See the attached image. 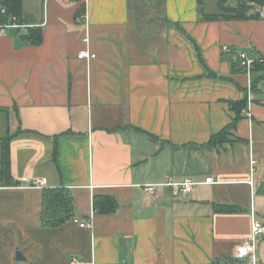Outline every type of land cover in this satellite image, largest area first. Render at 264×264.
I'll use <instances>...</instances> for the list:
<instances>
[{
    "label": "crops",
    "instance_id": "1",
    "mask_svg": "<svg viewBox=\"0 0 264 264\" xmlns=\"http://www.w3.org/2000/svg\"><path fill=\"white\" fill-rule=\"evenodd\" d=\"M237 4L24 0L25 28L0 35V264H253L234 253L253 217L264 224V70L250 78L238 54L264 59V6L257 19L222 10ZM243 100L230 141L211 146ZM185 179L198 183L187 196L144 190ZM44 189L68 190L74 219L92 226L42 227Z\"/></svg>",
    "mask_w": 264,
    "mask_h": 264
},
{
    "label": "trees",
    "instance_id": "2",
    "mask_svg": "<svg viewBox=\"0 0 264 264\" xmlns=\"http://www.w3.org/2000/svg\"><path fill=\"white\" fill-rule=\"evenodd\" d=\"M24 0H0V26L17 24L24 25ZM258 7L264 6V0H238V4L234 8L222 7V10L232 13V18L237 19H257L260 13L250 14L249 12ZM220 18H229L227 15H204L207 21H215ZM32 44L39 45L42 42V30L29 28L27 36ZM198 49V48H197ZM198 59L203 62L201 54L198 52ZM239 60V59H238ZM240 69L245 70L240 66ZM264 70V64L257 63L252 73ZM246 73V72H245ZM256 86V80H253L252 89ZM232 106L237 112L236 118L232 123L224 128L221 132L212 135L209 144L216 146L230 141L229 136L231 130L236 128L238 121L242 118L241 111L246 106V100L233 102ZM11 159H10V138L7 137L2 142V174L7 182H11ZM95 207L97 201L94 202ZM218 212H231L232 209L226 206H217ZM69 220H74L73 197L68 190L65 189H44L43 193V209L41 216V225L44 228H57L65 224Z\"/></svg>",
    "mask_w": 264,
    "mask_h": 264
},
{
    "label": "built area",
    "instance_id": "3",
    "mask_svg": "<svg viewBox=\"0 0 264 264\" xmlns=\"http://www.w3.org/2000/svg\"><path fill=\"white\" fill-rule=\"evenodd\" d=\"M78 22L84 23V34L82 36V42L84 44V49L80 52V57L84 58L88 61L93 60L96 58V55L93 54L90 50V26H89V20L88 15L85 13L77 18ZM7 28H25L23 25H17V24H10L5 26H0V35L4 33V30ZM225 50L227 51L228 48L225 47ZM238 59L240 61V66L245 70L246 74L251 78L252 71L254 66L259 63L263 64L264 59L258 58L254 59L247 55L246 52H240L238 54ZM256 161L255 159H252L251 165L252 167L255 165ZM216 183L214 179L210 178L208 179L204 184H214ZM198 185V183L193 182L190 179H185L183 182L175 183L172 181H168L164 184L160 185H145L144 190L145 192L152 196L157 191L159 187H170L172 189V192L174 196H187L190 194L193 189ZM30 186L34 188H45L46 183L42 180H37L30 183ZM75 222H77L80 227L82 228H90L92 226V221H78L77 219H74ZM261 236H264V224L258 221L253 217L252 223H251V233L250 236L241 244L239 245L234 253V256L238 259H244V258H251L253 264H257L258 258H257V249H258V241Z\"/></svg>",
    "mask_w": 264,
    "mask_h": 264
},
{
    "label": "water",
    "instance_id": "4",
    "mask_svg": "<svg viewBox=\"0 0 264 264\" xmlns=\"http://www.w3.org/2000/svg\"><path fill=\"white\" fill-rule=\"evenodd\" d=\"M27 32H28V31H27L26 29L21 30V33H22V34H24V33L26 34ZM18 257H20V254H18Z\"/></svg>",
    "mask_w": 264,
    "mask_h": 264
},
{
    "label": "rangeland",
    "instance_id": "5",
    "mask_svg": "<svg viewBox=\"0 0 264 264\" xmlns=\"http://www.w3.org/2000/svg\"><path fill=\"white\" fill-rule=\"evenodd\" d=\"M211 1V0H210ZM211 8H212V6L210 7V10H211ZM212 10H215V6L213 5V8H212Z\"/></svg>",
    "mask_w": 264,
    "mask_h": 264
}]
</instances>
